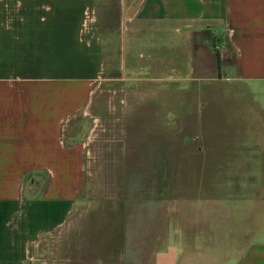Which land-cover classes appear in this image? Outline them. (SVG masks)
<instances>
[{"label":"crops","instance_id":"obj_1","mask_svg":"<svg viewBox=\"0 0 264 264\" xmlns=\"http://www.w3.org/2000/svg\"><path fill=\"white\" fill-rule=\"evenodd\" d=\"M112 43L121 69L130 60L151 75L173 73L179 59L190 72L216 70L264 112V0H0V264H108L112 238L75 223L91 135L84 116ZM224 165L211 168L262 167ZM245 192L149 216L145 247L132 233L146 252L136 264H264V192ZM172 215L174 237L170 224L153 227Z\"/></svg>","mask_w":264,"mask_h":264},{"label":"rangeland","instance_id":"obj_2","mask_svg":"<svg viewBox=\"0 0 264 264\" xmlns=\"http://www.w3.org/2000/svg\"><path fill=\"white\" fill-rule=\"evenodd\" d=\"M110 45L113 58L105 80L96 87L84 116L91 135L86 186L76 207L82 217L75 226H93L96 236L112 238L108 264L119 263L115 257L121 246L124 264H136L146 252L138 254L132 233L144 234L140 245L145 247L149 216L178 212L183 204L189 209L193 198L264 192V112L245 106L243 87L220 79L216 70L190 72L179 59L173 73L160 69L151 75L145 66L130 68V60L121 69V44ZM251 161L261 169L211 168L213 162L246 168ZM249 178L262 186L250 187L253 184L245 181ZM174 216L151 220L153 227L170 224L174 237L180 227Z\"/></svg>","mask_w":264,"mask_h":264},{"label":"trees","instance_id":"obj_3","mask_svg":"<svg viewBox=\"0 0 264 264\" xmlns=\"http://www.w3.org/2000/svg\"><path fill=\"white\" fill-rule=\"evenodd\" d=\"M216 59H217V69L220 70V55H219L218 52H217V57H216Z\"/></svg>","mask_w":264,"mask_h":264}]
</instances>
